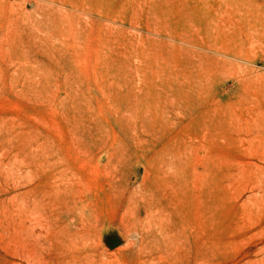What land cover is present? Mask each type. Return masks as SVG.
I'll use <instances>...</instances> for the list:
<instances>
[{"label": "rangeland", "instance_id": "1", "mask_svg": "<svg viewBox=\"0 0 264 264\" xmlns=\"http://www.w3.org/2000/svg\"><path fill=\"white\" fill-rule=\"evenodd\" d=\"M0 264H264V0H0Z\"/></svg>", "mask_w": 264, "mask_h": 264}]
</instances>
